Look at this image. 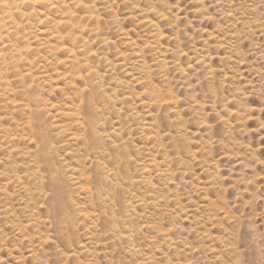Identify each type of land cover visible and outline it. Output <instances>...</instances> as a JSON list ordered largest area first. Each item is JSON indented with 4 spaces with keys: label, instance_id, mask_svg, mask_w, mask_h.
Segmentation results:
<instances>
[{
    "label": "rangeland",
    "instance_id": "1",
    "mask_svg": "<svg viewBox=\"0 0 264 264\" xmlns=\"http://www.w3.org/2000/svg\"><path fill=\"white\" fill-rule=\"evenodd\" d=\"M71 1L65 0L66 9L49 0L57 13L22 10L28 30L20 42L30 44L32 53L27 66L5 73L11 85H0V264H264V0H82L84 8ZM93 13L99 23L89 19ZM70 14L80 34L75 40L55 24ZM63 45L75 55L62 52ZM5 62L0 59V69L11 67ZM80 70L82 79L72 82ZM86 84L95 88L91 96L104 92L110 100L96 101L98 119H106L98 133L105 146L103 136L106 141L118 131L119 138H112L118 145L106 142V156L119 158L122 178L132 180L122 182V203L110 199L103 207L85 178L76 180L82 173L92 176L94 161L110 159L86 150L82 140L89 135L87 112L79 108ZM29 95H37L40 106ZM29 107L41 108L42 117L33 121L46 127L18 134ZM74 113L79 120H72ZM16 134L28 139L17 142ZM40 144L53 148L66 182L67 231L53 216L48 174L36 157ZM106 210L120 222L115 232L102 220ZM122 231L134 235L128 240Z\"/></svg>",
    "mask_w": 264,
    "mask_h": 264
},
{
    "label": "bare ground",
    "instance_id": "2",
    "mask_svg": "<svg viewBox=\"0 0 264 264\" xmlns=\"http://www.w3.org/2000/svg\"><path fill=\"white\" fill-rule=\"evenodd\" d=\"M60 1H62V3H63V5L65 4V0L63 1V0H60ZM71 1V0H70ZM74 1L81 7L82 5H83V8H84V6L86 5L85 3H83V1L82 0H73V2L72 3H74ZM193 1V0H192ZM195 1V0H194ZM216 1V0H215ZM225 1V0H224ZM227 1V0H226ZM233 1V0H232ZM48 2H49V0H0V43L1 44H3L4 46H3V48L1 49V47H0V59L1 60H3L4 62L5 61H10L9 63H11V67H7L8 65V63L7 62H5V64L7 65V66H5L3 63H1V64H3L4 65V67H2V68H4V69H0V85H2V86H10L11 84H9L8 82H6V80L8 79H5L6 77H8V75H6L5 76V73H8L9 75L12 73V72H9L10 70H15L16 68L18 69L19 68V70L22 68H20L19 66H21V65H24V66H27V64L29 63V58H28V56L29 55H31V53H32V46L30 45V44H27V43H21L20 41L21 40H23L22 39V36H24L25 34V32H26V30H28V27H26V25H23V17L25 16V14L23 13V9L24 8H26L27 7V9H29V8H31V9H34V10H36V8H38V9H40V8H43V9H55L54 8V5L52 6L51 4H48ZM51 2V1H50ZM102 2V1H101ZM217 2V1H216ZM51 3H53V2H51ZM55 3H57V2H55ZM103 3V2H102ZM192 3V2H191ZM213 3V2H212ZM231 3V2H230ZM160 4V3H159ZM218 4V3H217ZM61 5V4H60ZM220 5V4H219ZM164 6V5H163ZM212 6H214V5H212ZM58 7V6H57ZM60 7V6H59ZM64 7H65V5H64ZM73 7H75L74 5H73ZM79 7V8H80ZM86 7V6H85ZM211 7V6H210ZM222 7H223V5H222ZM232 7V6H231ZM230 7V8H231ZM66 8V7H65ZM64 8V9H65ZM77 8V7H76ZM154 8H156V7H154ZM198 8V7H197ZM201 8V7H200ZM215 8V7H214ZM37 9V10H38ZM60 9H62V7L60 8ZM63 9V10H64ZM67 9V8H66ZM78 9V8H77ZM149 9V8H148ZM157 9V8H156ZM42 10V9H41ZM56 10V9H55ZM63 10H61V12L63 11ZM75 10V9H74ZM196 10H198V9H196ZM58 11V10H57ZM57 11L56 12H54V10L53 11H51V12H53V13H57ZM68 11V10H67ZM90 11V10H89ZM94 11V10H93ZM142 11V10H141ZM154 11V10H153ZM47 12V11H46ZM69 12H71V10L69 11ZM91 12V11H90ZM95 12V11H94ZM152 12V11H151ZM201 12V11H200ZM48 13H49V11H48ZM63 13V12H62ZM67 13V12H66ZM72 13V12H71ZM158 13V12H157ZM156 13V14H157ZM73 14H75V13H73ZM73 14H70V16H68V18H66V20H62V18H61V21H57V23H55L57 26H59V27H62V29L63 30H65V28L64 27H66V28H68L70 31H71V33L69 34V32L70 31H68V36H70L69 38H71V39H74L76 36H78V35H80V34H78V35H75V29H76V24L74 23V19H76L74 16H73ZM91 14V13H90ZM94 14V13H93ZM91 15V17L89 18V19H91V20H96L98 23H99V20H98V17L94 14V15ZM160 14V13H159ZM206 14V13H205ZM51 15V14H50ZM59 15V14H58ZM63 15H65V13L63 14ZM62 15V16H63ZM139 15V14H138ZM155 15V14H154ZM199 15V14H198ZM61 16V17H62ZM162 16V15H161ZM202 16V15H201ZM200 16V17H201ZM224 16V15H223ZM100 17V16H99ZM155 17H156V15H155ZM59 18H60V15H59ZM78 18V17H77ZM148 18V17H147ZM171 18L173 19V17L171 16ZM204 18V17H203ZM226 18V17H225ZM163 19H165V18H163ZM162 19V20H163ZM168 19V18H167ZM81 20V19H80ZM174 20V19H173ZM233 20V19H232ZM82 21H84V20H82ZM88 21H90V20H88ZM95 21V22H96ZM153 21V20H152ZM180 21V20H179ZM235 21V20H234ZM55 22V21H54ZM77 22V21H76ZM91 22V21H90ZM101 22V21H100ZM155 22V21H154ZM93 23V22H92ZM178 23V22H177ZM83 24V23H82ZM91 24V23H90ZM94 24V23H93ZM103 24V23H102ZM180 24V23H179ZM152 25V24H151ZM139 26V25H138ZM175 26V25H174ZM53 27V26H52ZM86 27V26H85ZM178 27V26H177ZM82 28V27H81ZM84 28V27H83ZM82 28V29H83ZM55 29V28H54ZM56 29H57V27H56ZM86 29V28H85ZM101 29V28H100ZM136 29V28H135ZM155 29V28H154ZM180 29V28H179ZM59 30V29H58ZM78 30V29H77ZM76 30V32L78 33V31ZM81 30V29H80ZM87 30V29H86ZM177 30H178V28H177ZM45 31V30H44ZM52 31V30H51ZM95 31V30H94ZM154 31V30H153ZM86 32V31H85ZM93 32V31H92ZM42 33H46V32H42ZM51 33V32H50ZM66 33H67V31H66ZM66 33H64V35L66 34ZM82 33V32H81ZM208 33V32H207ZM211 33H213V32H211ZM61 34V33H60ZM97 34V33H96ZM99 34V33H98ZM157 34V33H156ZM58 35V34H57ZM62 35V34H61ZM61 35H58V36H61ZM67 35V34H66ZM153 35V36H152ZM178 35V34H177ZM216 35V34H215ZM219 35V34H218ZM68 36H67V38H68ZM83 36V35H82ZM154 36H157V35H155V33H153V34H151V37H152V39H153V37ZM159 36V35H158ZM212 36H214V35H212ZM64 37V36H63ZM93 37V36H92ZM176 37V36H175ZM25 38H26V35H25ZM67 38L65 39V37H64V41L65 40H67ZM78 38H79V36H78ZM155 39L156 38H158V37H154ZM160 38V37H159ZM179 37H177V39H178ZM54 39V38H53ZM76 39V38H75ZM74 39V40H75ZM85 39V38H84ZM98 39V38H97ZM97 39H95V40H97ZM151 39V38H150ZM162 39V38H161ZM59 40V39H58ZM70 39H68V41H69ZM78 40V39H77ZM103 40V39H102ZM106 40V39H105ZM104 40V41H105ZM149 40V39H148ZM154 40V39H153ZM156 40H158V39H156ZM240 40H241V37H240ZM61 41H62V39H61ZM71 41V40H70ZM69 41V42H70ZM150 41V40H149ZM235 41V40H234ZM66 42V41H65ZM75 43H76V41H74ZM106 42V41H105ZM180 42V41H179ZM67 43V42H66ZM109 43V42H108ZM148 43V42H147ZM5 44H7V45H5ZM86 44V43H85ZM150 44V43H149ZM70 45V44H69ZM87 45V44H86ZM104 45H108V44H104ZM134 45H136V44H134ZM64 46H66V45H63V46H61V47H59L60 48V50H62V52H65V53H67L68 55H70V56H72V55H75L74 54V52L75 51H73V49L72 50H70V49H68V48H66V47H64ZM84 48H86V47H84ZM84 48H82V49H84ZM145 48V47H144ZM147 48V47H146ZM149 48V47H148ZM86 50V49H85ZM7 51V52H6ZM87 51H89V49L87 50ZM86 51V52H87ZM147 51V50H146ZM85 52V51H84ZM90 52V51H89ZM137 52V51H136ZM140 52H142V50L140 51ZM143 53V52H142ZM63 54V53H62ZM66 54V55H67ZM137 54V53H136ZM139 54V53H138ZM90 55V54H89ZM88 55V56H89ZM93 55V54H92ZM78 56V55H77ZM138 56V55H137ZM74 57V56H73ZM98 57V56H97ZM139 57H141L140 56V54H139ZM138 57V58H139ZM94 58V57H93ZM98 58H100V57H98ZM125 59V58H124ZM157 59H158V57H157ZM77 60V59H76ZM75 60V61H76ZM144 60H146V59H144ZM85 61H86V59H85ZM104 61H105V59H104ZM103 61V62H104ZM120 61V60H119ZM123 61V60H122ZM80 62V61H79ZM121 62V61H120ZM70 63V62H69ZM113 63V62H112ZM124 63V62H123ZM156 63H157V61H156ZM160 63V62H159ZM162 63V62H161ZM164 63V62H163ZM31 64V63H30ZM71 64H72V66H77L78 67V63L77 62H75L74 63V61H72L71 60ZM80 64V63H79ZM85 64V63H84ZM87 64V63H86ZM90 64V63H89ZM117 65H118V63H116ZM2 65V66H3ZM121 65V64H120ZM165 65V63L164 64H162V67ZM82 66V65H81ZM80 66V67H81ZM84 66H86V65H83V67ZM159 66H161V64L159 65ZM169 66V65H168ZM74 67H73V69H74ZM79 67V68H80ZM93 67V66H92ZM114 67V66H113ZM121 67V66H120ZM119 67V68H120ZM122 67H124V66H122ZM165 68L167 67L166 65L164 66ZM72 68V67H71ZM86 68V67H85ZM87 68L89 69V67H88V64H87ZM111 68V67H110ZM115 68V67H114ZM127 68V67H126ZM169 68V67H168ZM167 68V69H168ZM81 69V68H80ZM84 69V68H83ZM95 69V68H94ZM77 70H78V68H77ZM125 70H127V69H125ZM79 71V70H78ZM85 71V70H84ZM95 71V70H94ZM114 71V70H113ZM128 71V70H127ZM127 71H125V72H127ZM164 71H165V69H164ZM168 71V70H167ZM15 72H17L16 70L14 71V73ZM72 71H70V73H71ZM89 73H87V74H89L90 76L92 75L91 73H92V71H91V69L88 71ZM19 73V72H18ZM81 70H80V72L78 73V72H76L75 71V73L73 74L74 76L71 78L72 79V82H73V80L75 79H82V76H81ZM96 73V72H95ZM23 74V73H22ZM72 74V73H71ZM94 74V73H93ZM20 76H22V75H20ZM31 76V78H33L32 77V75H29V77ZM17 77V76H16ZM15 77V78H16ZM92 78H94L93 76H91ZM18 78V77H17ZM23 78V77H22ZM96 78V77H95ZM5 79V80H4ZM21 79V78H20ZM24 79V78H23ZM31 81H32V79H30ZM74 80V81H75ZM95 80V79H94ZM21 82H22V80H20ZM82 81V80H81ZM84 81H86V79H84ZM88 81V80H87ZM120 82V81H119ZM25 83V82H24ZM23 83V84H24ZM86 83V82H85ZM95 83V82H94ZM101 83H102V80H101ZM22 84V85H23ZM33 84V83H32ZM100 83H98L97 85H99ZM112 84H114V83H112ZM87 85V84H86ZM100 85H102V84H100ZM1 86V87H2ZM89 85H87V87H88ZM106 86V85H105ZM113 85H111V87H112ZM30 87V86H29ZM87 87H86V89H87ZM96 87V86H95ZM111 87H109V88H111ZM11 88V87H10ZM13 88V87H12ZM26 88V87H25ZM89 88H90V86H89ZM101 88V87H100ZM117 88V87H116ZM84 90H81L80 91V95H81V104H80V107L79 108H81L82 110H84L83 112H87V114L85 115V119H86V121H85V123L84 124H86L85 126H87L88 127V129L87 130H89V135L87 134V132H86V134L89 136L88 137V139H87V135L85 134V136H86V140L85 139H82V140H84L86 143V150H90V151H92V152H94L95 153V155L96 154H98V155H103V156H105V157H107L108 158V156H109V154H108V156H106L107 155V150H106V142H112L113 140H112V138L113 139H115L116 137H118L117 136V132H116V130L114 131V132H112V135H110L109 136V138L106 140V141H104V139H105V137L103 136V142H105L104 143V145L105 146H103V143H102V141H101V138H99V133H98V129L99 128H101V127H99L100 125H102L101 123H102V121L105 119H102L103 117L101 116V118L100 119H98V117H99V115L100 114H98V113H100L99 112V107H98V104H97V100H102L101 102L102 103H105L106 104V102L108 101H110V100H107V98H106V94H104V92L102 93V94H94V95H92L91 96V91H93L95 88H90L91 90H86L85 88H83ZM97 89V88H96ZM30 90V89H29ZM28 90V91H29ZM101 90V89H100ZM99 90V91H100ZM154 90V89H153ZM5 91V93L6 94H8L7 92H8V90H4ZM17 91V90H16ZM15 91V92H16ZM31 91V90H30ZM158 91V90H157ZM9 92H11V91H9ZM159 92V91H158ZM169 92V91H168ZM20 93H21V90H20ZM37 93V92H36ZM39 93V92H38ZM22 94L23 95H27L28 94V92H22ZM34 94V93H33ZM87 94H88V96H91V97H89L88 99H86V97L85 96H87ZM109 94V93H108ZM107 94V95H108ZM154 94V93H153ZM155 94H157V92L155 93ZM13 95V94H12ZM16 95H17V93H16ZM158 95V94H157ZM157 95H155L156 97H157ZM30 96V95H29ZM37 96V95H36ZM36 96H33V97H31V101L33 102V104H35L36 105V107H38V106H40V103L37 105V103H38V97H36ZM87 96V97H88ZM110 96H113V95H110ZM118 96H120V95H118ZM159 96V95H158ZM174 96V95H173ZM12 97H14V96H12ZM80 97V96H79ZM108 98H109V96H107ZM154 97V96H153ZM164 97V96H163ZM15 98V97H14ZM17 98V97H16ZM27 98V97H26ZM37 98V99H36ZM78 98V97H77ZM119 98H121V97H119ZM162 98V97H161ZM160 98V99H161ZM109 99H112V101H113V97L111 98H109ZM164 99H166V98H163L162 100H164ZM169 100H170V98H168ZM27 100V99H26ZM74 100V99H73ZM119 99H117V101H118ZM168 100V101H169ZM172 100V99H171ZM177 100V99H176ZM29 101V100H28ZM40 101V100H39ZM161 101V100H160ZM159 101V102H160ZM167 101V100H166ZM16 102V101H15ZM79 102H80V100H79ZM107 102V103H108ZM156 102V101H155ZM161 102H163V101H161ZM165 102V101H164ZM101 103V104H102ZM111 103V102H110ZM117 103V102H116ZM158 103V102H157ZM18 105V104H17ZM103 105V104H102ZM101 105V106H102ZM113 105H115V104H113ZM30 106V105H29ZM105 106V105H104ZM119 106V105H118ZM19 107H20V105H19ZM24 107H26V106H24ZM31 107V106H30ZM28 108V109H26L25 111H28L29 112V115H30V118L28 117V121L27 122H25L24 123V125H21L20 127H23L22 128V130H21V128H20V130L18 131L19 133L18 134H20V132H21V134H22V132H24L25 130H29V131H34L35 133L37 132L36 130H38V129H40L38 126H36L37 124H36V122L35 121H33L34 120V118L35 117H38V116H40L41 115V113H42V111H41V108L39 109V108H37L38 110H36V111H33V109L31 110V108ZM43 107V106H42ZM115 107H117L116 105H115ZM245 107V106H244ZM1 108V107H0ZM19 109V108H18ZM3 110V109H2ZM17 110V109H16ZM68 110V109H67ZM70 111V110H69ZM121 111V110H120ZM251 111V110H250ZM15 112V111H14ZM71 112V111H70ZM245 112V111H244ZM12 113H13V110H12ZM15 113H17V112H15ZM20 113V112H19ZM113 113V112H112ZM119 113V112H118ZM235 113V112H234ZM237 113V112H236ZM5 114V113H4ZM101 114H103V113H101ZM240 114V113H239ZM1 115V114H0ZM6 115V114H5ZM9 115H12V114H9ZM115 115V114H114ZM242 115V114H241ZM244 115H245V113H244ZM78 114H71V118H72V120L73 119H78ZM121 116V115H120ZM243 116V115H242ZM247 116V115H246ZM249 116V115H248ZM41 117H42V115H41ZM118 117H119V115H118ZM235 118V117H234ZM81 119V118H80ZM37 120V119H36ZM79 120V119H78ZM83 120H84V118H83ZM106 120V119H105ZM104 120V121H105ZM245 120V119H244ZM33 122H35L34 124H33ZM71 122H73V121H71ZM75 122V121H74ZM76 122H77V120H76ZM40 123H43V122H40ZM39 123V124H40ZM16 125H17V123H15ZM225 124V123H224ZM33 125H35V126H33ZM17 127V126H16ZM18 127H19V125H18ZM35 127H37V129L36 130H34L35 129ZM44 127H46V126H43V128ZM99 127V128H98ZM26 128V129H25ZM43 128H41V130H42V132H43ZM84 128V127H83ZM120 128V127H119ZM118 128V129H119ZM8 128H6V130H7ZM45 129V128H44ZM105 129V128H104ZM11 130H14V129H11ZM80 130V129H79ZM82 130V129H81ZM80 130V131H81ZM84 130H85V128H84ZM84 130H83V132H84ZM100 130V129H99ZM28 131V132H29ZM40 131V130H39ZM45 131V130H44ZM9 132V131H8ZM17 132V131H16ZM105 132V131H104ZM103 132V133H104ZM120 132V131H119ZM5 133H7V132H5ZM10 133H12V132H10ZM27 132H25V133H23V134H26ZM32 133V132H31ZM35 133H32V134H34V137L36 136L35 135ZM39 133H41V132H39ZM48 133V132H47ZM101 133V132H100ZM111 133V132H110ZM8 134V133H7ZM18 134H16L18 137L17 138H15L14 137V139H16V141H17V139H19L18 141L20 142L21 140H22V142H23V140H25L26 138H27V136H26V138H25V136H23V135H18ZM102 134V133H101ZM108 134V133H107ZM119 134V133H118ZM121 134V133H120ZM28 135V134H27ZM39 135V134H38ZM43 135V134H42ZM41 135V136H42ZM82 135V134H81ZM103 135V134H102ZM7 136H9V135H7ZM11 136V135H10ZM31 135H28V137H30ZM45 136H47V134L45 135ZM45 136H44V138H45ZM84 136V137H85ZM43 137V136H42ZM41 137V140H43V138ZM83 137V138H84ZM101 137V136H100ZM6 138V137H5ZM4 138V139H5ZM46 138H48V137H46ZM119 138V137H118ZM117 138V139H118ZM120 138H121V135H120ZM28 139V138H27ZM116 139V140H117ZM35 140H37L36 138H35ZM40 140V139H39ZM116 140L115 141H113V143H115V144H117L116 143ZM10 141H12V140H10ZM17 141V142H18ZM26 141V140H25ZM24 141V142H25ZM31 141V140H30ZM44 141H45V139H44ZM78 141V140H77ZM121 141V140H120ZM12 142H15V141H12ZM47 142V141H46ZM117 142H119V141H117ZM34 143V142H33ZM45 143V142H44ZM121 143V142H120ZM8 144V143H7ZM15 144H17V143H15ZM14 144V145H15ZM83 144H84V142H83ZM111 144V143H110ZM122 144V143H121ZM118 145V144H117ZM16 146V145H15ZM30 146H31V144H30ZM85 146V145H84ZM108 146H109V143H108ZM110 146H112V145H110ZM116 146V145H115ZM18 147V146H17ZM26 147V146H25ZM32 147V146H31ZM31 147H28L29 149L31 148ZM118 147V146H117ZM117 147H116V149H117ZM120 147H122V146H120L119 145V147L118 148H120ZM7 148H8V146H7ZM33 148V147H32ZM31 148V149H32ZM17 149V148H16ZM23 149V148H22ZM34 149V148H33ZM111 148H109V150H110ZM113 149H115V147L113 148ZM31 151V150H30ZM55 151V150H54ZM117 151H119V150H117ZM18 152V151H17ZM21 152V151H20ZM23 152V151H22ZM88 152V154H92L93 155V153H89V151H87ZM116 151H114V153H115ZM124 152V151H123ZM126 152V151H125ZM9 153V152H8ZM84 153V152H83ZM117 153V152H116ZM120 153V152H119ZM11 154V153H10ZM13 154V153H12ZM11 154V155H12ZM21 154V153H20ZM31 154H32V152H31ZM34 154V153H33ZM87 154V155H88ZM10 155V156H11ZM14 155H16V154H14ZM54 153H53V148L48 144L47 145V147L46 146H44V145H42L41 146V144H40V148H38V150H37V156H36V152H35V156L41 161H39L38 160V164H41V163H43L44 165H45V168H46V172H47V174H48V185H49V187H50V190H51V195H50V198H49V201H51V205L50 206H52V212H53V216H56V217H59L58 219H60L61 220V222L64 224V229H66V231H67V228H66V223L64 222V221H66L68 218H69V211H67V207H66V205H68L66 202L64 203V201H66L67 200V198H66V194H67V192H66V182H65V180H64V178L62 177V174L60 173L61 171H60V169H58V167H57V163L54 161ZM114 155V154H113ZM113 155H112V157H113ZM117 155V154H116ZM122 155V154H121ZM13 156V155H12ZM11 156V157H12ZM86 156V155H85ZM100 156H99V158L97 159V160H99L100 159ZM102 156V157H103ZM110 156H111V154H110ZM109 156V158L110 159H108V160H106V158L105 157H103V159L105 158V160H106V162H104L103 163V161L101 162V159L99 160V161H94L93 162V167H94V169H95V171L93 172V173H91L92 174V176H84L85 174H83L82 173V175L80 174V176H78L79 178H77L76 180H79V179H81V178H85V181H86V184H89L90 186H92V188H93V190H94V192L96 193V196H95V198L99 201V203H102V204H104L103 205V207L104 206H106V203H110L111 202V200L110 199H112V201H113V203H116V201H120L121 203H122V182H124V181H126V182H129V184H131L132 183V180L130 179V178H122V174L120 173V171L119 170H121L119 167L121 166V164L123 163H121L120 164V160H119V158H117L116 156H114V157H116V158H112V157H110ZM124 156H125V154H124ZM15 157V156H14ZM17 157V156H16ZM21 157V156H20ZM29 157V156H28ZM119 157V156H118ZM85 158V157H84ZM111 158L112 159H116L115 161V163H114V161H112L111 160ZM14 159V158H13ZM30 159V158H29ZM125 159H127V158H125ZM22 160V159H21ZM20 160V161H21ZM56 160V159H55ZM57 161V160H56ZM108 161H110V162H108ZM155 161V160H154ZM129 162V161H128ZM156 162V161H155ZM10 163H12V162H10L9 161V163L8 164H10ZM151 163V162H150ZM15 163L13 162V165H14ZM26 164V163H25ZM42 164V165H43ZM90 164V163H89ZM154 165H156L155 163H153ZM152 164V165H153ZM12 165V166H13ZM16 165V164H15ZM29 165V164H28ZM117 166V168H115V166ZM125 165V164H124ZM153 165V166H154ZM216 165V164H215ZM12 166H11V168H12ZM17 166V165H16ZM218 166V165H217ZM9 167H10V165H9ZM15 167V166H14ZM24 167H25V165H24ZM43 167V166H42ZM91 167H92V165H91ZM148 167H149V164H148ZM157 166H155V168H156ZM17 168V167H16ZM27 168V167H26ZM30 168V167H29ZM41 168V165H40V167L38 168V169H40ZM13 169V168H12ZM21 169V168H20ZM25 169V168H24ZM28 169V168H27ZM86 169V168H85ZM10 170V169H9ZM8 170V171H9ZM15 170V168L13 169V171ZM41 170V169H40ZM92 170V169H91ZM12 171V170H11ZM22 171V170H21ZM82 171H84L83 169H82ZM122 171V170H121ZM15 172H16V170H15ZM31 172V171H30ZM38 172V171H37ZM42 172V171H41ZM89 172V171H88ZM18 172H16V176L18 175L19 176V174H17ZM14 175H15V173H13ZM39 174V173H38ZM27 175H28V173H27ZM34 175H35V173H34ZM79 175V174H78ZM8 176V175H7ZM21 176V175H20ZM23 176H24V174H23ZM30 176V175H29ZM33 175H31L30 177H32ZM39 176L40 175H38L37 177L39 178ZM43 176V175H42ZM27 177V176H26ZM29 177V178H30ZM41 177V176H40ZM16 178V177H15ZM14 178V179H15ZM33 178H35V177H33ZM32 178V179H33ZM38 178H36V179H38ZM215 178V177H214ZM17 180H18V178H16ZM26 179V178H25ZM27 179H28V177H27ZM130 179V180H129ZM143 179V178H142ZM141 179V180H142ZM151 178H149V180H150ZM17 180H15V181H17ZM19 180H21L20 178H19ZM18 180V181H19ZM29 180V179H28ZM75 180V179H74ZM75 180V181H76ZM134 180V179H133ZM216 180V179H215ZM17 181V182H18ZM33 181V180H32ZM31 181V182H32ZM36 181H38V180H36ZM135 181V180H134ZM148 182V181H147ZM146 181H145V183H147ZM240 182V181H239ZM241 182H242V180H241ZM34 183V182H33ZM40 183H41V186L43 185V187H44V181H43V177H41V180H40ZM40 183L38 182V183H35L37 186H35V188L37 189H35L37 192H39V193H37L38 195L37 196H39L40 197V192H41V190L40 189H42L41 188V186H40ZM151 183V182H150ZM133 184H135V183H133ZM133 184H132V186H133ZM140 184V183H139ZM136 185V184H135ZM246 185H248V184H246ZM127 186V185H126ZM130 186V185H129ZM138 186V185H137ZM150 186V185H149ZM148 187V186H147ZM247 187V186H246ZM124 188V187H123ZM213 188V187H212ZM248 188V187H247ZM68 189V188H67ZM28 190H31L30 188L28 189ZM44 190V189H43ZM42 190V193H41V195L42 194H44L45 192ZM90 190V191H89ZM89 190H88V192L90 193L91 192V189L89 188ZM92 190V191H93ZM249 190V189H248ZM33 191V190H32ZM125 191V190H124ZM44 192V193H43ZM94 192H92V194L94 193ZM36 193V192H35ZM28 195H29V193H28ZM45 196H46V194H44ZM70 195V194H69ZM43 196V195H42ZM130 196V195H129ZM33 197H34V195H33ZM32 196H31V198H33ZM48 197V196H47ZM44 199V198H43ZM96 199H94V200H96ZM108 199V200H107ZM34 200H35V198H34ZM39 200V199H38ZM91 200V199H90ZM94 200H93V202H94ZM46 202H47V200H45ZM46 202L44 203V204H46ZM153 202V201H152ZM35 203V202H34ZM96 203H97V201H96ZM95 203V204H96ZM112 203V202H111ZM33 204V203H32ZM102 204L100 205V206H102ZM47 205H48V203H47ZM97 205V204H96ZM99 205V204H98ZM115 205V204H114ZM118 205V204H117ZM34 206V205H33ZM94 206V205H93ZM116 206V205H115ZM143 206V205H142ZM45 207H47L46 205H45ZM134 207V206H133ZM50 208V207H49ZM102 208V207H101ZM109 208V207H108ZM127 208H129V207H127ZM68 209H69V207H68ZM105 209H107V208H105ZM126 209V208H125ZM137 209V208H136ZM99 210V209H98ZM104 210V209H103ZM128 210V209H127ZM102 211V210H101ZM125 211V210H124ZM50 213H51V211H50ZM103 216H104V218H102V220L106 223V224H109V225H111V229H108V230H112V231H116V227L118 226V224L120 223L117 219L118 218H116V213H114L112 210H106V211H103ZM130 215H132V213H130ZM224 215V214H223ZM226 216V215H225ZM30 217V216H29ZM49 217H50V215H49ZM56 217H55V224H57L58 222H56ZM71 217V216H70ZM51 218V217H50ZM67 218V219H66ZM72 218V217H71ZM85 218V217H84ZM139 218V217H138ZM224 218V217H223ZM31 219V218H30ZM66 219V220H65ZM133 219V218H132ZM136 219V218H135ZM226 219V218H225ZM69 220V219H68ZM41 221V220H40ZM52 221V220H51ZM130 221V220H129ZM30 222V221H29ZM43 222V221H42ZM124 223V222H123ZM69 224V223H68ZM128 224V223H127ZM41 225V224H40ZM51 225V224H50ZM108 225V226H109ZM21 226V225H20ZM28 226V225H27ZM31 226V225H30ZM37 226V225H36ZM59 226V225H58ZM61 226V225H60ZM130 226V225H129ZM34 227V226H33ZM70 227V226H69ZM110 227V226H109ZM124 227H125V223H124ZM23 228V227H22ZM38 228V227H37ZM72 228V227H71ZM131 228V227H130ZM21 229V228H20ZM39 229V228H38ZM73 229V228H72ZM126 229V228H125ZM60 230V229H59ZM62 230V229H61ZM27 231V230H26ZM34 231V230H33ZM40 231V230H39ZM119 231V230H118ZM133 231V230H132ZM131 231V232H132ZM109 232V231H108ZM126 232H128L127 230H126ZM138 232V231H137ZM59 233V232H58ZM70 233V232H69ZM75 233V232H74ZM120 233H121V230H120ZM122 233H123V231H122ZM65 234H67V233H65ZM113 234V233H112ZM125 234V231H124V233H123V235ZM133 235H134V232L132 233ZM131 234V235H132ZM59 235V234H58ZM62 235V234H61ZM72 235V234H71ZM77 235V234H76ZM111 235V234H110ZM115 235V234H114ZM122 235V234H121ZM120 235V238L122 239H124V236L122 237ZM126 236H127V233L125 234ZM131 235H129L128 234V236H130L131 237ZM235 235V234H234ZM66 236V235H65ZM64 236V234H63V237H65ZM111 236H113V235H111ZM128 236H127V238H128ZM230 236V235H229ZM43 237V236H42ZM46 237V236H45ZM74 237V236H73ZM114 237V236H113ZM133 237V236H132ZM131 237V238H132ZM137 237V236H136ZM135 237V238H136ZM217 237V236H216ZM226 237V236H225ZM115 238V237H114ZM140 238V237H139ZM234 238V237H233ZM65 239V238H64ZM130 238H128V240H129ZM214 239V238H213ZM133 240V239H132ZM224 240V239H223ZM44 241V240H43ZM47 241H50V240H47ZM67 241V240H66ZM127 241V240H126ZM164 241V240H163ZM213 241V240H212ZM220 241V240H219ZM234 241V240H233ZM42 242V241H41ZM118 242V241H117ZM123 242H124V240H123ZM134 242H136V241H133V243ZM165 242V241H164ZM221 242V241H220ZM228 242V241H227ZM236 242V241H235ZM122 243V242H121ZM128 243V242H127ZM47 244V243H46ZM131 244V242L129 243V245ZM136 244V243H135ZM223 244V243H222ZM235 244V243H234ZM124 245V244H123ZM224 245V244H223ZM228 245V244H227ZM226 245V246H227ZM133 246V245H132ZM131 246V247H132ZM231 246V245H230ZM260 246V245H259ZM261 247V246H260ZM259 247V248H260ZM135 248V247H134ZM133 248V249H134ZM232 248V247H231ZM129 249H130V246H129ZM128 249V250H129ZM132 249V248H131ZM132 249V250H133ZM137 249L138 248H136V249H134L135 251H137ZM226 249V248H225ZM261 249V248H260ZM133 250V251H134ZM263 249H261V251H262ZM134 251V252H135ZM191 252H193V251H191ZM224 252V251H223ZM235 253H236V250L234 251ZM137 253V252H136ZM127 254H129V253H127ZM132 254V253H131ZM240 254V253H239ZM134 255H135V253H134ZM232 255V254H231ZM237 256H238V254H236ZM33 256V255H32ZM133 256V255H132ZM233 256H234V254H233ZM262 258H264V257H262ZM150 259V258H149ZM240 259V258H239ZM145 262V261H144ZM150 262V261H149ZM184 262V261H183ZM260 262V261H259ZM263 262V261H262ZM177 263H178V261H177ZM182 263V262H181ZM180 263V264H181ZM187 264H189V262L187 263ZM261 264V263H260Z\"/></svg>",
    "mask_w": 264,
    "mask_h": 264
}]
</instances>
